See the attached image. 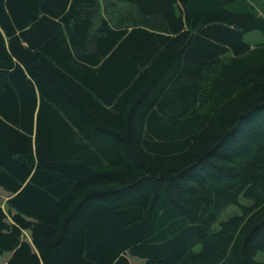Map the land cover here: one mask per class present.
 <instances>
[{"label": "trees", "instance_id": "16d2710c", "mask_svg": "<svg viewBox=\"0 0 264 264\" xmlns=\"http://www.w3.org/2000/svg\"><path fill=\"white\" fill-rule=\"evenodd\" d=\"M0 189L6 264H264V0H0Z\"/></svg>", "mask_w": 264, "mask_h": 264}, {"label": "rangeland", "instance_id": "374dc122", "mask_svg": "<svg viewBox=\"0 0 264 264\" xmlns=\"http://www.w3.org/2000/svg\"><path fill=\"white\" fill-rule=\"evenodd\" d=\"M246 41L251 45L255 46L263 41V36L260 32L254 31L247 33L245 35ZM9 194L0 189V205L6 209V200ZM233 213H239V208L237 207H230L225 213L223 214L222 220L226 219L228 216L232 215ZM27 239L30 241L29 235L27 234ZM11 257L10 253H6L0 257V264H6L9 258ZM132 264H141L143 261L138 258L130 257Z\"/></svg>", "mask_w": 264, "mask_h": 264}]
</instances>
